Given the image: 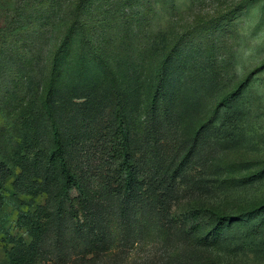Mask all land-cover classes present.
<instances>
[{
	"label": "rangeland",
	"instance_id": "374dc122",
	"mask_svg": "<svg viewBox=\"0 0 264 264\" xmlns=\"http://www.w3.org/2000/svg\"><path fill=\"white\" fill-rule=\"evenodd\" d=\"M56 54L69 67L54 117L91 204L79 221L99 222L86 235L74 231L69 207L43 232L28 227L59 188L41 116ZM261 65L264 0H0V264H264V220L250 214L264 209ZM237 88L232 106L213 114ZM117 98L138 198L110 172L119 167L104 140ZM158 169L169 173L160 180ZM202 209L236 219L205 246L216 221L208 212L194 218Z\"/></svg>",
	"mask_w": 264,
	"mask_h": 264
},
{
	"label": "trees",
	"instance_id": "16d2710c",
	"mask_svg": "<svg viewBox=\"0 0 264 264\" xmlns=\"http://www.w3.org/2000/svg\"><path fill=\"white\" fill-rule=\"evenodd\" d=\"M65 61V56L63 57V62ZM165 62L161 64L159 68H157L154 73V84L155 91L152 97V104H155L156 101L161 99V91L164 83V73L166 71ZM69 65L66 66L64 70H62L60 65V59L58 54L53 56V60L47 69V77L46 87L43 90V95L41 97V109H42V117L44 120L49 122L50 129H51V140H52V147L47 155V166L49 168V174L55 178L54 182L56 184L59 183V188L55 196L53 197V207L44 206L41 208L37 213L34 214L32 218L28 217V227L31 231L36 232H43L48 223L53 219V217L57 216L61 219L66 213V209L69 207L71 209L72 218L74 217L78 223L79 217L78 213L82 211L89 212L91 209L90 199L88 198L86 192L82 188L81 182L76 176V174L69 168V165L66 161L65 156V149L64 145L61 141V136L59 132V128L57 126L55 117H54V110L52 107V103L55 99V90L59 84L60 76ZM264 68V65H261L260 69ZM81 72V71H80ZM87 73L81 74L82 76ZM43 78V80H44ZM243 87V85H242ZM118 89H114V94H118ZM240 94V89L237 88L233 92L226 94L223 96L216 104L213 110V114H216L221 108L231 107L232 104L237 100ZM117 104L115 109V115L112 122L106 128L107 135L105 137L104 143L108 146L109 150L111 151V158L110 163L115 166V168L119 167V169H112L110 172H114L117 176L118 180L123 183V187L125 189H132V194L137 192V198L142 195L139 192V188L135 185V181L132 179L131 170L129 167L128 162V155H127V148H126V133L124 131V120H125V113L122 109V103L117 98ZM197 134V131L194 135ZM32 154L37 159L40 154H42L41 147L39 146L37 140L33 142ZM185 160V159H184ZM186 161V160H185ZM109 164V161H107ZM1 166V165H0ZM37 168V166H35ZM180 165H178L177 169L173 171V177H178L180 172ZM159 171V178L163 177L166 173L169 172L166 170L158 169ZM111 174V173H110ZM29 182V181H28ZM161 182L159 183V185ZM157 186L153 189V193L157 194ZM77 193V196L74 197V194ZM74 197V198H73ZM78 201V203H74ZM78 204L83 205L80 209L77 207ZM93 206V205H92ZM201 212H208L216 221V225L213 231L210 233L208 238H201L200 244L202 245H211V243L216 242L220 239L221 234L224 230V227L231 222L236 221L233 216L230 215H220L210 210L202 209L201 211H193L192 215L194 218H197ZM250 214L254 215L255 218H260V223H263L264 220V209H259L257 211H251ZM263 217V220H262ZM44 218L46 219L44 221ZM43 220V221H42ZM42 221V222H41ZM99 227V222L96 218H92L91 215L88 218V222L85 224H75V229L79 234L86 235L87 233L91 234V227ZM191 230L194 234H201V227L199 224H194L191 226ZM209 240V241H208Z\"/></svg>",
	"mask_w": 264,
	"mask_h": 264
}]
</instances>
